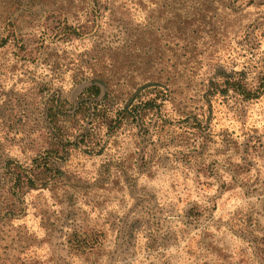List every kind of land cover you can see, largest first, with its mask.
Returning <instances> with one entry per match:
<instances>
[{
    "label": "rangeland",
    "instance_id": "rangeland-1",
    "mask_svg": "<svg viewBox=\"0 0 264 264\" xmlns=\"http://www.w3.org/2000/svg\"><path fill=\"white\" fill-rule=\"evenodd\" d=\"M11 20L13 31L0 20V38H12L0 48V208L32 234L28 256L264 264L251 243L264 239V0L26 2ZM66 25L81 32L67 38ZM114 63L129 83L161 73L166 91L144 97L158 96L156 108L143 125L96 128L85 143L83 124L45 188L19 205L14 173L32 176L54 136L50 100H67L72 115L91 72ZM226 82L252 97L224 93ZM76 234L95 250L70 244Z\"/></svg>",
    "mask_w": 264,
    "mask_h": 264
},
{
    "label": "trees",
    "instance_id": "trees-1",
    "mask_svg": "<svg viewBox=\"0 0 264 264\" xmlns=\"http://www.w3.org/2000/svg\"><path fill=\"white\" fill-rule=\"evenodd\" d=\"M73 1L75 0H8L6 4L1 6L0 20L2 23H8L9 28L12 27L14 29V23L11 19L26 2L45 4L69 2L71 4ZM65 22H68V18H66ZM81 29V26L73 29L66 25L64 30L66 37L71 38L79 35ZM12 35L14 37L13 33ZM11 40L12 38L10 37L0 38V48L8 45ZM124 67L123 64L114 63L111 66H105L102 69H96V71L91 72L93 84L83 93L87 95V100L72 108V110L74 109L72 115H68L65 111L67 100L57 96L50 100L47 120L54 136L44 156L35 161V170H33L32 176H21V173H24L21 170L14 173L16 176H13L15 181L13 196L19 205L22 196H26L31 190H37L40 186L45 188L50 162L59 161L65 157L73 144L74 136L76 133H81L80 129H82L81 126L83 124L87 123L89 127L88 132L81 137V141L85 143L87 140L93 139L91 135L96 132V128L105 127L109 130H120L131 123L143 125L144 121H146L147 112H151L156 108L155 101L158 96L149 99H144V97L147 95L146 89H155V91L160 93L166 91L165 86L161 84V73L151 70L152 73L148 74L143 80H131L129 83V81L122 80V77H125L121 74L124 72ZM84 80H87V78H84ZM223 89L224 93L233 90L247 99L252 97L251 91L244 83L226 82ZM144 90L146 91L142 92ZM113 100L125 102L113 110L107 105L108 101ZM16 215L13 210L0 208V264H43L40 260L28 256L33 246L34 238L26 227L14 225ZM69 243L78 249L84 247L85 250L88 246L90 250H95V243H91L87 237L79 234L71 237ZM251 243L256 248L258 256L264 260V239L261 242L252 240Z\"/></svg>",
    "mask_w": 264,
    "mask_h": 264
},
{
    "label": "water",
    "instance_id": "water-1",
    "mask_svg": "<svg viewBox=\"0 0 264 264\" xmlns=\"http://www.w3.org/2000/svg\"><path fill=\"white\" fill-rule=\"evenodd\" d=\"M92 84H93L92 81H90L86 83V86L88 87V86H91ZM86 86L84 88H86Z\"/></svg>",
    "mask_w": 264,
    "mask_h": 264
}]
</instances>
